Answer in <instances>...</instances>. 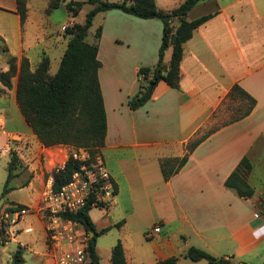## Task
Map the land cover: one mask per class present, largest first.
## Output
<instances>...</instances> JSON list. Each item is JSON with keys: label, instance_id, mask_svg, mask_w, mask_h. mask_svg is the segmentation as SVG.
<instances>
[{"label": "crops", "instance_id": "1", "mask_svg": "<svg viewBox=\"0 0 264 264\" xmlns=\"http://www.w3.org/2000/svg\"><path fill=\"white\" fill-rule=\"evenodd\" d=\"M36 1L27 0V16L21 23L16 0H0V38L18 62L24 56L34 69L47 55L51 68L57 38L46 28L41 35L34 33L30 19ZM44 1L45 12L48 0ZM183 1L155 0V4L169 12ZM118 11H105L97 53L107 122L100 153L116 189L108 208L89 209L94 229L104 230L95 243L99 264H112L114 241H99L112 226L123 229L117 241L126 264H154L171 256L177 264H206L184 256L190 246L233 264H264V0L198 2L187 13L188 20L212 15L183 44L178 87L157 82L150 99L136 109L128 102L140 86L139 68L157 63L163 22ZM35 21L36 27L44 26L45 20ZM171 23L176 25L177 18ZM170 56L168 48L165 63ZM7 67L0 53V70ZM11 84L6 88L0 82V146L16 151L24 171L34 173L25 186L35 191V201L23 203L28 208L43 192L41 183L40 189L35 188L34 180L44 182L49 164L62 166L73 148L41 144L16 103L17 76ZM234 84L255 99L243 117L248 102L238 92L230 94ZM201 137L181 169L164 180L161 159L183 156L187 144ZM245 155L252 163L247 180L254 188L248 198L224 185ZM47 176L51 184L52 175ZM24 181L17 180L16 186ZM92 208L98 210L92 213ZM154 224L161 226V232L147 238ZM45 244L46 249L33 250L34 261L24 258L25 263L55 264Z\"/></svg>", "mask_w": 264, "mask_h": 264}, {"label": "trees", "instance_id": "2", "mask_svg": "<svg viewBox=\"0 0 264 264\" xmlns=\"http://www.w3.org/2000/svg\"><path fill=\"white\" fill-rule=\"evenodd\" d=\"M63 0H48L45 13L50 14ZM200 1L184 0L169 12L159 10L155 0H70L65 3L67 11L76 16L82 5L90 4L92 7L86 13L83 23L74 22L65 25L64 36L67 38L66 47L60 58L58 69L50 73V59L43 56L34 69H31L28 58H17L9 53L3 40L0 53L7 63L6 70H0V82L6 88H11V79L17 76L15 99L25 121L31 127L38 140L45 147L66 145L72 148H87L91 154L100 152L104 145L107 132L106 114L103 97L100 89L98 70L101 62L97 57L101 26L94 32V41L86 40L87 31L98 12L118 9L124 13L143 18H159L163 22L161 41L158 49V60L155 66L139 68L141 76L140 86L128 105L136 109L147 102L154 86L164 81L172 88L178 87L179 66L183 56V44L192 36L193 31L201 23L211 17L205 14L188 20L187 13ZM27 0H16V11L20 22L27 16ZM165 16H170L167 19ZM177 18V24L171 23ZM171 48L168 63L164 62L165 51ZM153 84V87H151ZM240 93L246 98L248 105L241 117L247 115L255 105V99L249 96L241 87L234 84L231 93ZM202 140V137L192 141L186 146V153L181 157H167L160 161V170L164 180L176 174L185 164L188 153ZM7 165V176L4 183L3 195L13 190L11 180L19 175L22 164L16 151L11 150ZM80 162L71 154L68 155L61 167L52 170V191H58L79 169ZM252 170V163L245 155L224 181V185L233 189L242 198L251 197L254 188L249 184L247 177ZM29 182L27 178L20 187ZM116 193V192H115ZM90 204L76 212H63L66 217L79 221L87 232L93 235L88 239V249L91 257L90 264H99V256L95 250L96 237L104 230L96 231L89 216ZM27 206L19 203H10L8 210L20 212ZM47 241V239H46ZM184 256L193 261L206 260L210 264H233L223 257H215L204 249L190 246ZM110 261L112 264H126L123 246L117 241L112 247ZM23 247L21 245L12 253L9 264H24ZM154 264H177L175 256L159 260Z\"/></svg>", "mask_w": 264, "mask_h": 264}, {"label": "rangeland", "instance_id": "3", "mask_svg": "<svg viewBox=\"0 0 264 264\" xmlns=\"http://www.w3.org/2000/svg\"><path fill=\"white\" fill-rule=\"evenodd\" d=\"M70 0H63L60 5L51 11L50 14H46L43 9L45 5L44 0H37L34 6L35 16L31 18L34 29V33L36 35L42 34V28L47 31L52 32V35L57 38V42L55 46L52 47L50 58H51V68L50 72L53 74L57 71L59 66V60L63 53V50L66 45V37L64 36V28L65 25H69L70 21L73 19L76 22L83 23L85 21L86 13L92 7L90 4L85 3L82 5L79 13L72 18V15L67 11L65 7V3ZM120 14H123L122 11H118ZM105 12H98L87 31L86 40L88 42L94 41V32L98 26H101L102 20H104ZM43 17V18H42ZM112 17V16H111ZM109 18L112 20L113 18ZM72 18V19H71ZM45 20L44 26H38L35 20ZM115 20V19H113ZM121 20V19H117ZM64 24V25H63ZM63 25V26H62ZM52 36V37H53ZM16 125V124H15ZM2 143V135L0 134V144ZM5 144L0 146V198H3V201L0 205V264H9L12 253L18 248L19 245L23 246V255L27 261H34V257L36 255L33 254V250H44L46 249V237L47 233L45 230V226L49 220V215L45 210L44 203L42 201V197L45 191L51 188L50 182L48 179V174L52 175L53 162L49 164L50 171L46 174L44 182H39V179L34 180V185L36 189L43 188L42 196L36 204L28 206L26 210H22L20 212L11 213L8 208L10 203H29L32 204L35 201V191L34 189L20 186H16L17 180L19 179H32L34 173L29 174L28 171H24L23 167L20 169V173L18 176L14 177L10 185L15 186L13 190L8 192L6 195H3L4 183L7 176V165L11 156V149L7 148ZM6 150L5 153H2L3 150ZM70 153V150L68 151ZM2 153V154H1ZM56 168V167H55ZM24 174V175H23ZM53 181V177H52ZM94 210H98L97 208H92V213ZM28 226V227H27ZM27 227V228H26ZM31 227V230H27ZM20 231H19V230ZM139 235V234H138ZM137 235H135L136 237ZM123 237V229H119L118 226H112L111 229L100 237L99 241L102 243H109V241H116ZM134 237V239H136ZM140 237V236H138ZM34 239V241H33ZM30 242V245L24 244L25 242ZM48 245V244H47ZM25 246V247H24ZM49 249V247H48ZM36 261V260H35ZM206 264L207 261H204ZM26 264V263H24Z\"/></svg>", "mask_w": 264, "mask_h": 264}, {"label": "built area", "instance_id": "4", "mask_svg": "<svg viewBox=\"0 0 264 264\" xmlns=\"http://www.w3.org/2000/svg\"><path fill=\"white\" fill-rule=\"evenodd\" d=\"M5 152L4 149L2 153ZM69 154L81 163L79 169L58 191H52L49 186L42 197L49 215L45 226L46 239L55 264H90L88 232L79 221L62 213L76 212L86 204L108 208L116 189L100 152L91 154L87 148L78 147L73 148ZM31 229L29 227L27 230ZM159 232L161 226L154 224L146 232V237L153 238Z\"/></svg>", "mask_w": 264, "mask_h": 264}, {"label": "water", "instance_id": "5", "mask_svg": "<svg viewBox=\"0 0 264 264\" xmlns=\"http://www.w3.org/2000/svg\"><path fill=\"white\" fill-rule=\"evenodd\" d=\"M165 17H166L167 19H169L170 16H165ZM151 87H153V84H151ZM2 201H3V198H0V205H1Z\"/></svg>", "mask_w": 264, "mask_h": 264}]
</instances>
